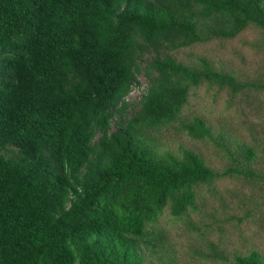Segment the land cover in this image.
Instances as JSON below:
<instances>
[{
  "label": "trees",
  "instance_id": "16d2710c",
  "mask_svg": "<svg viewBox=\"0 0 264 264\" xmlns=\"http://www.w3.org/2000/svg\"><path fill=\"white\" fill-rule=\"evenodd\" d=\"M250 28L264 56V0H0V264H264V219L218 187L240 179L264 199L260 144L183 119L201 87L264 104V71L174 55ZM174 124L214 146L221 173L161 149ZM165 215L186 232L183 261Z\"/></svg>",
  "mask_w": 264,
  "mask_h": 264
},
{
  "label": "rangeland",
  "instance_id": "374dc122",
  "mask_svg": "<svg viewBox=\"0 0 264 264\" xmlns=\"http://www.w3.org/2000/svg\"><path fill=\"white\" fill-rule=\"evenodd\" d=\"M258 37L259 33L250 28L233 40H214L207 44L180 50L174 55L184 62L195 60L198 56H207L212 59L217 67L223 66L225 69L235 71L240 79H252L256 76V72L264 71V56L251 47V43ZM138 80L139 86L134 87L126 98L127 102L133 104V107L128 110L129 112L137 109L135 105L144 89L147 88V81L143 74L138 76ZM260 99L259 94L245 91L238 93L232 98L233 102L230 103L226 93L218 94L215 90H209L206 87L193 89L183 110V119L191 120L195 116H201L207 120L213 130L229 133L239 141L253 143L252 137H254L260 144L261 152H264V104ZM174 126L164 129L160 135L163 151L178 153L181 149H191L202 154L213 167L220 173L222 172L225 162L219 159L211 143L194 141L185 131L175 130L176 125L174 124ZM257 159L260 168L264 170V161L260 156ZM218 187L226 200H234L233 204H237L238 209L243 204V208L248 206L257 216L264 219V199L260 197L259 190L251 186L250 183L236 178L222 177ZM255 203H261L260 209ZM237 213L241 215L242 209ZM244 222L253 226V223L247 219H244ZM159 226L166 228L169 243L174 246L177 257L183 261V258L189 254L186 232L181 230L179 224L170 221L167 215L160 220ZM229 233L230 231L226 229L225 240H228ZM212 242L217 243V240L214 239ZM261 249L264 251V247Z\"/></svg>",
  "mask_w": 264,
  "mask_h": 264
}]
</instances>
